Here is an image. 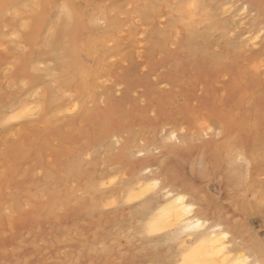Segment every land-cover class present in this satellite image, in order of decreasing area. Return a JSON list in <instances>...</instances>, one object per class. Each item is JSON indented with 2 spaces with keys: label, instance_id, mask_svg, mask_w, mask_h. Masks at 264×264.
I'll return each mask as SVG.
<instances>
[{
  "label": "rangeland",
  "instance_id": "1",
  "mask_svg": "<svg viewBox=\"0 0 264 264\" xmlns=\"http://www.w3.org/2000/svg\"><path fill=\"white\" fill-rule=\"evenodd\" d=\"M24 1L0 11V264H164L163 256L174 247L159 244L153 250L156 255L140 259L147 239L161 234L145 236L130 228L136 222L131 212L155 190L141 195L134 187L136 198L128 200L127 193L116 191L120 177L113 184L98 181L116 173L131 180L128 159L138 160L133 152L141 147L160 155L164 165L153 170L171 187L177 168L170 152H197L192 159L186 154L181 163L199 170L207 160L209 171L202 172L196 188L205 185V190L194 193L209 201L211 213L220 205L221 219L244 216L224 200L219 181L228 173L241 186L254 179L251 152L246 159L234 156L242 153L235 146L241 144L239 132L264 130V33L257 46L246 43L253 21H264V0H202L212 22L202 21L204 13L192 16L182 5L186 0H67L82 11L98 49L94 79L82 94L57 89L58 55L42 50L45 35L36 48L21 37L20 26L27 19L12 10L22 11ZM52 1L57 10L63 0ZM244 1L250 12L241 9ZM150 5L158 7V16L142 13ZM99 12L104 19L94 21ZM43 30H52L51 21ZM28 55H34L32 70L40 77L36 83L16 76L19 60ZM230 59L234 67L216 70L211 87L202 83L198 66L193 78L186 73L187 65L196 60L213 68ZM237 87L246 93L239 96ZM42 95L44 112L11 118L16 100L33 102ZM256 98L262 103H255ZM75 100L77 111L63 110ZM105 108L113 115L100 118ZM231 117L239 125L235 134V122H228L227 129L222 124ZM174 131L181 144L170 138ZM124 146L130 147L126 155ZM256 154L264 162V146ZM214 163L218 164L212 170L222 173L221 178H212L209 166ZM261 171L256 180L264 186V163ZM147 186L156 188L151 181ZM253 199L246 193V200ZM112 200L117 203L109 204ZM89 202L96 207L88 218L68 217L70 209ZM39 213L44 220L34 224ZM250 231L242 229L235 243L246 253ZM263 249L261 239L253 254L259 256Z\"/></svg>",
  "mask_w": 264,
  "mask_h": 264
},
{
  "label": "bare ground",
  "instance_id": "2",
  "mask_svg": "<svg viewBox=\"0 0 264 264\" xmlns=\"http://www.w3.org/2000/svg\"><path fill=\"white\" fill-rule=\"evenodd\" d=\"M17 1L0 0V11L4 5H16ZM159 1L164 2L165 0ZM23 4L24 8L22 11L17 8L12 10L17 17L20 15L26 16V22L20 26L21 37L32 43L33 47L36 48L43 39V35H45L42 50L58 55L60 70L54 76L56 77L54 82L57 89L63 88L66 92L71 91L77 94L85 92L94 79L92 66L94 67V63L98 58V49L97 45L91 40L92 28L85 21L84 16L81 14L82 11L76 7L74 2L67 0H63L57 10L53 8L52 0H26ZM182 5L188 6V9L194 14L191 13L192 16L204 13L201 16L203 18L202 21L212 22L213 15H210L209 10L204 7L202 0H186L182 2ZM248 6L249 4L244 1L241 4V9L250 12ZM157 9L158 7L150 5L147 8L145 7L142 13L153 18L158 16ZM97 14L98 17L94 18V21L104 19L101 12ZM48 20L51 21L52 30L44 32L43 28ZM179 20L183 21L181 14ZM252 27L254 28L251 30L253 34L246 41L250 47L259 44L260 37L264 33V21L254 20ZM57 32L59 34L51 42ZM106 40L108 39L106 38ZM106 40V43L110 41ZM198 54L201 56V51ZM33 58L34 55L21 58L16 72V76L19 79L29 83H36L40 80L39 75L32 70ZM89 60H92L91 64L88 63ZM218 64L213 68L206 67L200 63V60H196L187 65L188 71L186 73L190 74V78H193L195 74L194 67L198 66L202 71V83L206 87H211L216 70L234 67L232 59L224 62L226 65H222V67L218 66ZM236 91L239 96L246 93L242 91L241 87H237ZM33 99L36 100L33 102L28 99L16 100L10 108L12 110L11 114H13L11 118H26L44 112L45 97L43 95L42 97L35 96ZM202 100L206 99L202 98ZM75 101L63 110L68 113L77 111L78 103ZM255 103L261 104L262 102L259 98H256ZM204 105L207 106V103H204ZM104 110L99 115L100 118L113 115L111 109L105 108ZM230 121L232 123L235 122V126H237L232 130L235 134L239 127L235 118L231 117L223 120V127L227 129ZM105 126L107 127V124ZM176 131L170 133V138L181 144L182 142ZM253 131L255 132L250 131L247 135L239 132L238 142L241 141V144L238 145L236 143L235 146L242 150V153L239 152L234 156L235 160L246 159L245 156L248 157L246 154L251 152L249 159L253 162L254 173L252 182L241 186L237 177L233 180L229 173L224 177L220 176L222 173L215 174L212 167H215V164L218 163L209 166L211 173L214 174L212 178L222 177L219 184L224 200L230 203L229 205L235 213L240 212L244 215L240 220L232 221L229 216L224 217L226 220L221 219L219 207L221 210L222 207L218 203V212L211 213L209 209L211 210L212 208L208 204L209 201L202 200L194 193V191L201 193L202 190H205V185L202 190L196 189L198 187V178L204 170L209 171L206 166L207 160L205 162V159L202 162V169L196 170L195 166L193 169L189 168L191 165L189 163L181 167V163L187 157L186 154H190L192 159V156L194 158L197 155L195 151L185 154L181 150L170 152L171 157L175 159V168H177L172 176V187L164 179L160 178V174L153 170V168L160 166L161 163L163 166L164 163L161 162L160 155L152 154L153 151L149 146L141 147L133 152V156L137 157L138 160L128 159L132 166L131 180L129 178L123 179L124 175L121 174L119 176L120 174L118 173L100 177L98 181L108 179L109 184L116 183L119 180L118 177H120V185L116 188V191L127 193L128 200L136 198L133 193L134 187L142 190L141 195L148 193L151 189L155 190L154 194L149 196L142 204L136 206L131 212L136 222L130 228L135 234H143L145 236L161 234L159 237L147 239L146 243L148 245L140 250V259L148 256L153 257L156 255V251H153L154 247L165 243L171 244L175 251H169L163 256L164 261L166 260L164 264H264V249L258 253L259 256L253 254L254 248L261 242V239L264 241V186L260 181L256 180V177L263 172L261 169L264 162L257 159L256 153L262 150L264 146V130L253 129ZM177 147L179 148L180 146ZM129 148L127 146L123 147L122 152L124 155L130 152ZM204 148H208L210 151L213 150L208 146ZM194 152L195 154H192ZM208 153H211L213 157L217 156L215 151H208ZM181 172L186 173V175H194V179L190 177L185 179ZM150 181L153 183V187L156 188L147 186ZM248 192L254 196L251 201L246 200V193ZM189 198L194 203L189 202ZM198 200L202 201L201 205L197 204ZM89 203L88 205L82 204L80 207L77 206L70 209L68 217L74 219L88 218L90 214H93L96 207L93 202ZM116 203L115 200L109 202V204ZM43 220V213H39L38 216H34L32 222L38 224L42 223ZM246 227L251 230L249 237V239L251 238V243L249 251H247L248 254L245 252L244 247L235 244L238 234L240 235V231ZM146 249H148L147 252H145Z\"/></svg>",
  "mask_w": 264,
  "mask_h": 264
}]
</instances>
